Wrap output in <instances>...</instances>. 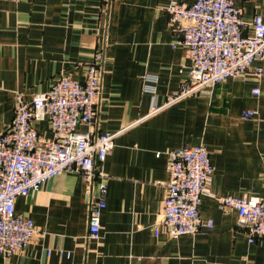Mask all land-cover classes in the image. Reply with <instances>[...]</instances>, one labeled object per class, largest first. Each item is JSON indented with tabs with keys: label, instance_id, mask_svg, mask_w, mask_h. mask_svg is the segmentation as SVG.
I'll return each instance as SVG.
<instances>
[{
	"label": "crops",
	"instance_id": "obj_1",
	"mask_svg": "<svg viewBox=\"0 0 264 264\" xmlns=\"http://www.w3.org/2000/svg\"><path fill=\"white\" fill-rule=\"evenodd\" d=\"M171 1L0 0V131L13 119L17 92L30 100L63 74L84 80L97 49L104 50L97 129L122 130L103 163L108 188L101 237L87 238L85 181L63 173L16 199V212L33 219L36 233L27 249L9 260L0 256V264H264V239L250 242L237 212L222 210L217 199L264 195V75L230 78L212 95L186 98L138 122L152 97L143 76H158L163 103L178 90L189 62L186 47L174 45L165 11ZM235 1L246 21L264 18V0ZM255 66L264 71V59ZM245 109L258 115L243 119ZM36 126L53 137L48 121ZM201 143L215 171L200 211L214 227L172 238L160 225L156 233L169 179L167 152Z\"/></svg>",
	"mask_w": 264,
	"mask_h": 264
},
{
	"label": "built area",
	"instance_id": "obj_2",
	"mask_svg": "<svg viewBox=\"0 0 264 264\" xmlns=\"http://www.w3.org/2000/svg\"><path fill=\"white\" fill-rule=\"evenodd\" d=\"M168 24L184 45L189 58L178 90L158 102V76H143L145 92L151 93L149 113L144 121L173 104L197 95H212L218 84L230 78L264 75L255 66L264 59V18L256 14L243 18L235 0L171 1L165 8ZM104 50L97 49L84 80L61 75L50 88L25 98L15 94L13 119L0 131V256L11 259L25 250L36 233L31 217L15 209L19 196H29L55 176L71 172L86 183L89 204L88 240L101 237V216L106 207L107 175L103 163L122 132H99L96 115L101 103ZM260 95L259 87L253 88ZM258 115L245 109L243 119ZM48 121L53 133L46 138L37 122ZM86 125V130L80 126ZM160 152L157 153L160 156ZM169 179L160 218L155 224L166 228L172 238L211 230L214 220L202 215L200 204L215 171L206 145L185 144L167 152ZM222 210L234 209L237 224L249 241L264 239V195L217 196Z\"/></svg>",
	"mask_w": 264,
	"mask_h": 264
}]
</instances>
